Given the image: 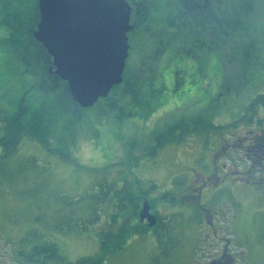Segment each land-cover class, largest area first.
<instances>
[{
	"label": "rangeland",
	"instance_id": "374dc122",
	"mask_svg": "<svg viewBox=\"0 0 264 264\" xmlns=\"http://www.w3.org/2000/svg\"><path fill=\"white\" fill-rule=\"evenodd\" d=\"M155 1L157 6L164 5V10L148 9L151 26L163 21L157 18L167 11L172 0ZM175 5L169 3L170 10H175ZM243 14L247 29H235L233 33L239 41L231 38L223 44L221 56L217 55L211 65L214 72L206 70L204 60L195 57L188 58L185 69L170 64L167 58L163 65L166 67L154 71L159 61L153 51L142 61L136 55L135 41V51L128 61L130 65V61L137 60V66L132 70L128 65L125 72L138 83L137 89L130 94L127 91L131 87L123 83L109 94L119 105L108 107L107 99L101 97L90 107L79 110L72 106L70 111H65L55 98L47 97L39 86L40 79L25 70L22 60H13L2 48L8 40L0 24V138L5 134V121L1 119L12 116L18 99L30 90L27 103L31 108L43 99L50 106L48 116L53 129L49 145L66 153L62 156L52 152L27 135L10 154L0 147V264H37L23 259L19 250L30 252L33 246L47 240L60 246L62 259H49L44 264H72L81 257L100 254L98 231L109 226L115 212L107 204H99L101 218L92 221L95 195L102 182H116L119 187L129 182L135 193L147 191L151 210L167 221L144 234L131 235L124 248L108 256L105 264H189L188 248L212 238L201 233L205 232L204 207L198 203L188 212L180 194L196 172L209 174L223 141L221 136L232 140L234 134L213 129L207 142L205 133L194 132L184 137L188 143L185 146L169 142L156 157L147 154L146 148L155 142L158 128H165L183 114L210 113L214 124L228 129L231 126L226 123L241 116L246 105L264 93V0H254ZM156 33V28L149 27L143 35L148 49L167 44L162 38L170 31L158 35L159 42L152 41ZM250 49L257 55L245 71L242 66L248 59L244 54L251 53ZM222 162L228 160L219 158L220 165ZM242 166L241 162L239 168ZM173 174L179 177L172 181L169 176ZM237 175L239 185L254 188L241 178L242 173ZM154 183L157 187H152ZM166 191L171 192L174 201L161 197ZM203 201L213 202L208 198ZM161 202L165 207H160ZM225 209L232 228L225 234L234 240L238 252L249 251L251 259L264 247L263 192L253 194L239 186ZM127 214L122 211L120 218ZM155 237L159 238L158 245Z\"/></svg>",
	"mask_w": 264,
	"mask_h": 264
},
{
	"label": "trees",
	"instance_id": "16d2710c",
	"mask_svg": "<svg viewBox=\"0 0 264 264\" xmlns=\"http://www.w3.org/2000/svg\"><path fill=\"white\" fill-rule=\"evenodd\" d=\"M129 1L135 3L139 0ZM144 1L153 11L155 8H159V10L163 12L164 5L157 6L158 2L155 0ZM172 1L168 2L166 7L167 11L161 15L164 16L163 23L165 27L168 22L171 21V19L167 18V15L170 14L169 3ZM253 1L254 0L222 1L223 44H226L231 38H235L239 41V39L236 38V33H233L235 29L246 31L247 28L243 25L242 19L244 16L243 11H245L246 7L251 5ZM39 13L38 0H0V24L1 28L7 32L8 40L5 44H2V48L7 53H10V56L14 57L12 58L13 60L15 57L17 59L19 58L20 61L22 60L26 64L25 70L30 71L33 76L40 79L39 86L45 91V95L47 97H53L55 98V101L58 100L62 103L65 107V111H70L72 106L82 110L84 108L81 107L71 96L67 81L60 78L55 72L50 71V67L53 65V58L44 45L34 36L33 31L40 19ZM145 15H149L148 10L145 12ZM247 50H249V48L243 52H246ZM250 52L251 53L244 54L248 59V62L244 63L242 66L245 71L250 67L251 60L257 55L253 49H250ZM124 75L127 76L124 83L132 89L127 92L132 94L134 89H137L138 83L133 81L131 75L127 72H125ZM122 84L123 83L119 84V86ZM115 86L117 87L118 85ZM29 91L30 90L25 91V93L18 99L17 110L15 113L6 119H1V121H5L3 126L5 134L0 138V147L3 146L5 153L10 154L18 149L22 138L24 135H27L31 139L41 141L48 150L66 156V153L62 149L53 148L48 143V139L53 129V122H50L51 119H49L48 116L50 106H48L47 101L43 99L40 105L31 108L27 103V94ZM110 96L105 97V99H107L105 105L108 107L119 105L116 100H111V98L114 99V97L109 98ZM263 102L264 94H257L246 105L244 115L249 111H254L255 113L256 106ZM209 114L206 112H199L170 121L166 124L164 129L156 133L155 143L146 148L147 154L156 157L159 150L167 143L180 141L188 134L190 136V134L194 132L200 135L205 133L206 140L209 142L210 131L213 129H221L223 127V125L214 124L211 121V116H209ZM79 117L80 114L77 115V118ZM152 187H157V185L154 183ZM146 193L147 191L139 194L135 193L133 190V184L129 182H125L121 187L117 186L116 182L100 183V190L95 195L96 206L94 208L95 213L92 221L95 222L101 218L98 209L99 204H107L110 208L114 209L113 211H115L111 214V222L109 226L98 231L102 251L96 256L81 257L72 264H105L108 256L113 255L124 248L126 241L131 235L150 230L151 228L148 224L141 222L139 217L143 200L148 198ZM170 195L171 192L166 191L161 197L169 199ZM124 210L127 211L128 214L122 219L120 218V215ZM158 218L159 220L162 219L159 214ZM19 254L23 259H27L37 264H44L49 259H62V250L60 246L56 242L50 240L33 246L30 252L21 249L19 250Z\"/></svg>",
	"mask_w": 264,
	"mask_h": 264
},
{
	"label": "flooded vegetation",
	"instance_id": "af4514ba",
	"mask_svg": "<svg viewBox=\"0 0 264 264\" xmlns=\"http://www.w3.org/2000/svg\"><path fill=\"white\" fill-rule=\"evenodd\" d=\"M222 1L174 0L171 3L177 6L175 5V10L169 11L171 15H167V18L171 21L166 27L163 21H159L156 26L149 24L150 15H145V12L150 6H147L144 0L135 3L129 1L132 6L131 24L134 27L128 32L130 48L125 71L129 65L128 59L131 52L135 51L134 42L137 41L138 52L136 55L139 59L143 61L149 54L148 52L153 51L152 55L155 56V60L159 61L155 65L154 71L156 68H158V72L162 71L159 68L166 67L163 65L167 63V58L171 61L170 64L179 69H185L188 58L195 57L204 60L206 70L209 68L212 72L213 60H216L217 55L221 56L223 47ZM160 18L164 20V16L160 15L157 19ZM149 27L158 30L157 36L152 34V41L157 40L159 42L158 35L165 33L164 30L170 31L167 36L162 38L167 40V44L163 45L164 47L154 49L146 47L148 43H145L143 35L146 34ZM160 30L163 31L160 32ZM134 61H130L128 66L131 69L137 66V60ZM161 74L164 77V73ZM126 77L124 75L122 83L126 81ZM180 117H185V114L177 118ZM226 124L231 127L228 129L221 128L220 131H231L234 138L229 140L226 135L221 136L223 141L217 154H215L214 164L209 167V174L202 172L199 175L196 172L191 181L187 183L184 193L180 194L182 200L185 199L184 205L187 206L188 212L191 213L193 207H196L198 203L204 207L203 222L205 224L203 230L205 229V232L202 231L201 233L212 238L205 240L202 245L194 244L188 248L189 264H264V247L249 259L250 252H238L234 248V240L225 234V231H232L225 205L236 197L239 186L248 192H253V194L263 192L264 195V102L256 106L255 113L249 111L244 115L243 112L241 116ZM163 128L160 127L157 131ZM185 142L184 139H181L173 142L172 145L185 146L188 144ZM194 142L198 143L197 141ZM219 158H226L228 162H222L220 165ZM241 162L243 169L239 168ZM238 173H242L241 178L246 183H252L254 188L239 185ZM206 198L215 204L212 205L213 202L203 201ZM153 213L157 215L156 212ZM143 223L147 224V219Z\"/></svg>",
	"mask_w": 264,
	"mask_h": 264
},
{
	"label": "water",
	"instance_id": "95a60500",
	"mask_svg": "<svg viewBox=\"0 0 264 264\" xmlns=\"http://www.w3.org/2000/svg\"><path fill=\"white\" fill-rule=\"evenodd\" d=\"M34 30L53 58L50 70L67 81L83 108L107 97L120 84L129 56L132 6L128 0H38ZM148 200L140 211L153 227L157 216Z\"/></svg>",
	"mask_w": 264,
	"mask_h": 264
}]
</instances>
